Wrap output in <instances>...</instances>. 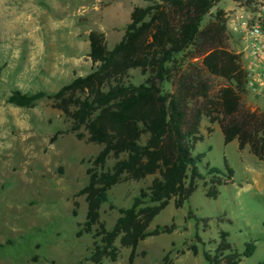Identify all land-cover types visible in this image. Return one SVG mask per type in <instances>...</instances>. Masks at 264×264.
<instances>
[{"label": "rangeland", "instance_id": "1", "mask_svg": "<svg viewBox=\"0 0 264 264\" xmlns=\"http://www.w3.org/2000/svg\"><path fill=\"white\" fill-rule=\"evenodd\" d=\"M232 6L230 0H221L211 15ZM143 15L141 32L151 43L162 42L168 18L155 0H0V264H91L95 232L78 238L87 217L79 193L88 186L90 163L126 127L147 119L160 132L167 119L165 111L151 103H138L126 115L107 107L78 134H70L72 124L56 105L66 103L73 111L76 100L93 103L115 89L119 79L125 85L145 82L141 70L128 66L127 76L120 77L106 62L128 27ZM209 22L207 17L203 27ZM93 33L103 48L98 62L90 59ZM227 38L230 51L240 53L241 44ZM183 75L195 85L204 84L210 96L228 87L206 71L202 59L185 58ZM15 92H43L47 97L33 109H20L7 104ZM58 132L64 135L56 140ZM201 135L204 141L194 151L195 157L205 156L199 171L205 174L209 165L226 172L227 162L233 184L221 187L217 200H208L200 183L182 210L172 202L150 232L173 225L176 231L141 243L135 264H160L169 253L174 264H207L204 255H215L222 234H228L227 242L239 255L255 243V255L242 264L264 262V164L248 149L240 153L237 142L225 146L218 126L203 121ZM113 165V160L108 162V168ZM154 180L109 191V204L100 212L106 232ZM190 213L196 220H188ZM191 246L198 248V257L187 252ZM130 255L120 249L116 264H129Z\"/></svg>", "mask_w": 264, "mask_h": 264}, {"label": "trees", "instance_id": "2", "mask_svg": "<svg viewBox=\"0 0 264 264\" xmlns=\"http://www.w3.org/2000/svg\"><path fill=\"white\" fill-rule=\"evenodd\" d=\"M150 1V0H145ZM167 14L168 29L162 42H150L141 32L145 16L138 17L127 29L123 42L109 55L106 62L116 67L115 73L126 77L127 68L142 71L147 79L141 86L125 85L119 79L116 88L98 96L93 103L76 100L72 111L68 104L56 105V110L72 124L67 132L78 134L87 127L97 112L112 107L121 115L129 113L138 103H151L165 111L167 122L162 131L153 130L143 119L140 125L122 130L106 143L87 170L88 186L79 195L87 205L86 223L78 238L93 235L94 248L91 264H116L120 249L131 251L129 264H135L140 244L151 238L170 236L176 227L157 228L150 232L152 223L173 202L182 210L203 183L208 200H217L219 189L233 184L234 172L225 162V171L207 166L202 174L198 165L204 155L195 157L194 151L204 141L201 125L218 126L228 146L238 143L240 153L249 154L264 164V111L249 106L248 73L243 57L230 51L227 38L226 14L211 12L220 0H155ZM210 22L203 27V22ZM90 59L103 58V48L96 33L90 36ZM202 59L203 67L213 77L223 79L228 87L213 96L208 95L204 84L191 83L183 75V60ZM116 60H118L116 62ZM130 66V67H128ZM170 87V91L166 90ZM47 95L39 92L23 95L15 92L7 104L20 109H33ZM209 134L213 132L208 129ZM62 132L56 134V140ZM82 140L83 137L78 135ZM114 165L108 168V162ZM155 178L148 190L133 200L130 209L123 211L111 232H106L100 220L103 206L109 204V191L130 182L140 183ZM196 220L193 213L188 220ZM228 234L221 235V243L214 256L205 254L207 264H242L256 253L255 243L237 254L227 242ZM199 241V239H197ZM119 243V247L117 246ZM187 252L199 256L196 246ZM184 255V252L181 253ZM160 264H174L167 254ZM261 264H264L261 263Z\"/></svg>", "mask_w": 264, "mask_h": 264}, {"label": "built area", "instance_id": "3", "mask_svg": "<svg viewBox=\"0 0 264 264\" xmlns=\"http://www.w3.org/2000/svg\"><path fill=\"white\" fill-rule=\"evenodd\" d=\"M236 10L227 14V34L241 44L247 57V93L254 111L264 110V0H236Z\"/></svg>", "mask_w": 264, "mask_h": 264}, {"label": "crops", "instance_id": "4", "mask_svg": "<svg viewBox=\"0 0 264 264\" xmlns=\"http://www.w3.org/2000/svg\"><path fill=\"white\" fill-rule=\"evenodd\" d=\"M231 1V3H232V8L231 9H229L228 11H218V12H224L225 14H229V13H231V12H233V11H235L236 10V4H237V2H236V0H230ZM220 2H221V0H220ZM238 55H240V53H238ZM243 62H244V65L246 66V64H247V57H244L243 56Z\"/></svg>", "mask_w": 264, "mask_h": 264}]
</instances>
